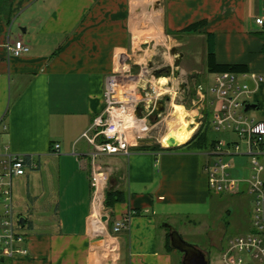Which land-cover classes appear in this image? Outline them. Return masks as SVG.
I'll list each match as a JSON object with an SVG mask.
<instances>
[{"label": "crops", "instance_id": "1", "mask_svg": "<svg viewBox=\"0 0 264 264\" xmlns=\"http://www.w3.org/2000/svg\"><path fill=\"white\" fill-rule=\"evenodd\" d=\"M258 16L264 18V0H8L0 9V154L28 155L36 162L12 179L28 254L10 264L181 262L165 241L169 228L179 234L176 220L192 222L190 216L212 195L204 170L212 161L208 152L132 149L104 157L113 169L108 189L120 190L124 198L107 207L103 232H96L92 147L81 134L103 109L105 78L116 70L118 55L130 70L165 59L179 77L195 79L204 88L201 118L208 110L214 128L213 96L208 101L205 88L206 34H213L217 62L245 64L248 72L264 74ZM200 20L206 24L196 32L178 33ZM17 39L29 50L14 56L6 46ZM177 48L179 58L171 64L166 50ZM249 86L246 111L254 109L256 116L248 117L264 119V81ZM171 136L175 145L190 138L174 142L175 133ZM235 138L226 131L220 139ZM230 174L236 180L248 177L247 158L233 157ZM33 176L39 179L35 188L29 183ZM237 188L246 192L243 183H234ZM121 218L127 227L113 232V222Z\"/></svg>", "mask_w": 264, "mask_h": 264}, {"label": "built area", "instance_id": "2", "mask_svg": "<svg viewBox=\"0 0 264 264\" xmlns=\"http://www.w3.org/2000/svg\"><path fill=\"white\" fill-rule=\"evenodd\" d=\"M257 31L264 34V18H254ZM7 51L14 56L22 55L29 46L17 39L7 44ZM117 68L105 78L104 106L93 118L91 126L82 132L92 147L90 153V186L92 207L95 199L99 204L97 218L101 223L108 220L107 207L104 205L107 173L99 160L115 155H127L140 146L149 131V118L154 112L155 93L143 92L144 85L131 88L130 78L135 83L149 73L147 67H141L138 76L125 68V57H116ZM213 96L211 104L216 102L212 125L217 131L233 133L235 140L217 139L208 155L212 160L205 165L208 186L211 190L229 191L234 183L246 185L251 198L249 227L245 233L230 238L221 250L222 264H264V119L255 120L238 113L244 112L251 92L250 82L264 81V74L253 72L213 73ZM137 78V80H136ZM127 89V90H126ZM199 92L203 91L198 86ZM58 144L52 146L57 151ZM246 157L249 161L250 175L234 179L230 174L232 158ZM32 156L26 159L21 154H0V260L19 258L28 254L26 236L22 231L20 217L14 215L12 179L23 175L27 169L35 168ZM101 209L103 214L101 215ZM92 213V212H91ZM127 227L126 219H116L112 231L119 232Z\"/></svg>", "mask_w": 264, "mask_h": 264}, {"label": "rangeland", "instance_id": "3", "mask_svg": "<svg viewBox=\"0 0 264 264\" xmlns=\"http://www.w3.org/2000/svg\"><path fill=\"white\" fill-rule=\"evenodd\" d=\"M178 51H180V48L166 50L167 54L164 58H168V61L172 64L174 56L175 59L176 57L179 58ZM155 59L156 58H152L154 62H156ZM152 60H150V62H152ZM163 60L152 64V68L148 64H141L136 68L133 67L130 70L132 75L138 76L137 74L141 67H147L150 74L145 77L148 81L140 80L138 83H135V79L130 78V87L136 88L135 90H137L139 85H144L143 92L149 94L155 93L156 96L154 112L149 118L151 128L145 138L148 143H145V145H160L163 148L174 149L175 147H167V145L173 144L171 132L175 133L176 129L174 128L181 126L180 122L172 120L175 105H179L184 109L185 116L183 122L188 124L191 130V137L202 121L203 117L201 118V116L203 112L201 111V105L203 101L201 92L197 91V81H195V79L192 80V78L188 79L186 76V78L179 77L173 65L167 66ZM206 74L207 82L205 88L208 93L209 89L212 88L213 75L208 72ZM161 78L163 82H161ZM163 86L167 87V91L161 89ZM211 99L212 95L208 97V101ZM215 106L216 102L212 104V108ZM237 111L238 113L242 112L245 116H256V111L254 109L244 112L239 108ZM170 123H174L175 125L172 127ZM224 132L226 131H217L212 128L210 137L211 139H220L224 136ZM185 142L186 141L182 143ZM234 158H241V156H234ZM99 163L106 168L108 178L105 190H107L110 186L109 180L113 173L112 171L110 172V170L113 169L110 168L107 162L103 161V158L99 160ZM29 183L30 186L34 188L39 186L38 177L33 176L30 178ZM211 194L207 204L196 210L197 214L190 216L192 222H189L185 218L178 219L176 220L175 228L179 231V235L185 242L194 245L208 257L209 264H222L220 247L226 245L230 238L245 233L248 229L251 198L246 192L241 191L240 188L232 189L229 192L212 190ZM21 195L22 198H26V193L24 191H22ZM18 198L17 190L14 187V200L17 201ZM103 211L104 210L101 209V215ZM18 213L15 209L14 215L20 217ZM21 229L22 228H20V230ZM171 230H173V228H169V231ZM165 243L167 248L171 247V245H169V239H166ZM172 250L174 258L175 256H179V261H181L182 254L174 248H172ZM0 264H10L9 258H5L2 262L0 261ZM173 264H181V262H178V259H174Z\"/></svg>", "mask_w": 264, "mask_h": 264}, {"label": "trees", "instance_id": "4", "mask_svg": "<svg viewBox=\"0 0 264 264\" xmlns=\"http://www.w3.org/2000/svg\"><path fill=\"white\" fill-rule=\"evenodd\" d=\"M6 3H8V0H0V9H2V6H4ZM206 21L200 20L197 22H194L192 24H189L185 27H183L181 30H179L178 33L181 34H187V33H194L198 29L205 26ZM262 36H264L263 33H259ZM205 67L208 73H220V72H229V73H245L248 72L247 66L245 64L241 63H219L215 59V52H214V39L212 33L206 34V54H205ZM212 130L211 124H210V112L206 110L204 112V116L202 118L201 123L199 124L198 128L194 132V134L183 144L175 147L176 148H182L187 147L188 149L194 150V151H206L212 149L214 143L217 139H211L210 132ZM136 150H168L171 148H163L160 145H145L142 144L139 147L135 148ZM26 159L29 158L28 155H25ZM124 198L122 192L120 190H114V189H107L105 192V200L104 205L106 207L113 206L114 203L121 201ZM169 234V233H168ZM167 234V239H169ZM170 243V242H169ZM170 245V244H169ZM168 249H172V247H169ZM1 262L4 260H0Z\"/></svg>", "mask_w": 264, "mask_h": 264}, {"label": "water", "instance_id": "5", "mask_svg": "<svg viewBox=\"0 0 264 264\" xmlns=\"http://www.w3.org/2000/svg\"><path fill=\"white\" fill-rule=\"evenodd\" d=\"M247 108L248 106H245V111ZM179 145L169 144L167 147H176ZM20 223L22 225L23 218H20ZM168 237L171 247L182 253L181 264H209L208 257L194 245L185 242L177 231H169Z\"/></svg>", "mask_w": 264, "mask_h": 264}, {"label": "bare ground", "instance_id": "6", "mask_svg": "<svg viewBox=\"0 0 264 264\" xmlns=\"http://www.w3.org/2000/svg\"><path fill=\"white\" fill-rule=\"evenodd\" d=\"M161 82H163V79H160ZM161 89H164L165 91H167V87L166 86H163ZM184 116H185V111L184 109L179 106V105H175L174 107V111H173V118L172 120H176L178 122H180L181 126L179 127H175L174 129L175 130V136L177 138V141H174V142H180V141H183L184 139H187L190 137L191 135V130L190 128L188 127V124H185L183 121H184ZM171 125L170 126H174L175 124L174 123H170ZM173 129V130H174ZM163 138V137H162ZM97 198L95 199L94 201V204H93V207H92V221H93V224H94V229L96 232H103V229H104V224L101 223L97 218V214L99 213V204L97 202Z\"/></svg>", "mask_w": 264, "mask_h": 264}, {"label": "flooded vegetation", "instance_id": "7", "mask_svg": "<svg viewBox=\"0 0 264 264\" xmlns=\"http://www.w3.org/2000/svg\"><path fill=\"white\" fill-rule=\"evenodd\" d=\"M181 253V252H180ZM182 254V253H181Z\"/></svg>", "mask_w": 264, "mask_h": 264}]
</instances>
